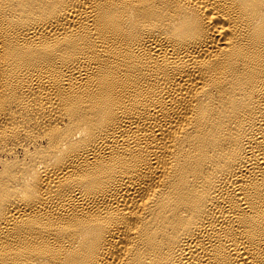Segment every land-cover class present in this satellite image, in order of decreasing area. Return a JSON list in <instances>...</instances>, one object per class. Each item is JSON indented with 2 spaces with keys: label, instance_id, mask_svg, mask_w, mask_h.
I'll use <instances>...</instances> for the list:
<instances>
[{
  "label": "bare ground",
  "instance_id": "obj_1",
  "mask_svg": "<svg viewBox=\"0 0 264 264\" xmlns=\"http://www.w3.org/2000/svg\"><path fill=\"white\" fill-rule=\"evenodd\" d=\"M0 264H264V0H0Z\"/></svg>",
  "mask_w": 264,
  "mask_h": 264
}]
</instances>
